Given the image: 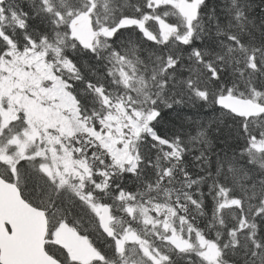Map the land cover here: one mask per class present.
<instances>
[{"label": "trees", "instance_id": "trees-1", "mask_svg": "<svg viewBox=\"0 0 264 264\" xmlns=\"http://www.w3.org/2000/svg\"><path fill=\"white\" fill-rule=\"evenodd\" d=\"M180 1L164 2L168 4L158 8L150 0H48L47 4L43 0H5L0 4V79L5 72L3 61L12 58V53L44 52L55 76L75 100L80 119L62 134L48 133L52 142L44 132L30 141L26 134L35 127L24 117L23 109L19 119L5 123L1 114L7 106L5 98L2 106L0 102V148L9 154L12 164L21 157L35 160L31 167L20 170L19 179L12 177L24 198L46 212L48 237L65 223L102 253L107 264L115 262L116 254L121 255L116 240L101 229L98 209L104 204L124 219L125 228L138 236L143 250L155 255L159 249L173 264H206L197 255L204 252L201 235L221 246L229 244L225 249L229 264H245L247 259L243 248L232 256L228 235L229 229L239 225L242 211L234 205L219 209L225 198L218 193L223 185L232 189L229 199L233 195L243 198L242 186L249 187V197L250 185L256 184V190L264 188L260 183L264 180V152L244 151L249 135L264 131V116H252L258 117L259 126L250 123L245 133L233 112L220 107L216 97L230 88L233 96L264 105V70L249 69L244 49L229 39L235 36L248 54L254 47L264 50V0H205L191 28L179 12ZM166 5H170L168 11L163 10ZM151 6L154 17L172 28L168 35L156 33L155 40L149 39L133 26L120 28L105 40L97 36L91 45L73 35V22L87 12L97 30L123 17L143 19ZM218 56L224 57V71L214 82L209 64L219 68ZM256 57L264 62L261 52ZM126 69L138 78L140 84L133 87L144 95L134 93L122 73ZM198 90L207 91V101L197 95ZM130 96L137 97L134 106L147 120L130 139L132 159L119 162L95 133L106 131L108 118ZM17 138L21 141L14 143ZM44 142L54 144L68 162L86 167L81 182L72 175L65 181L53 180L34 170L40 164L49 170L50 158L36 152L38 146L41 153L46 152ZM250 156L255 163H249ZM49 193L58 195L50 197ZM119 205L121 212L116 211ZM259 206L258 198L243 199V216L259 226L255 239L264 243V214L256 215ZM247 232L239 233L242 245ZM174 233L194 247L178 252L169 240ZM46 249L53 255L49 244ZM137 261L153 264L144 253Z\"/></svg>", "mask_w": 264, "mask_h": 264}, {"label": "rangeland", "instance_id": "rangeland-1", "mask_svg": "<svg viewBox=\"0 0 264 264\" xmlns=\"http://www.w3.org/2000/svg\"><path fill=\"white\" fill-rule=\"evenodd\" d=\"M82 24V28L74 27L73 35L78 37L85 45H89L90 42L94 41L95 35H93L85 23ZM11 56L13 60L10 57L3 61V72H5L0 79L1 106L3 105V100L5 98L7 99V106H4L6 108L2 107L1 109L5 123L19 119L21 117L20 110L23 109L25 112L24 117L31 119L35 127L33 132L26 134L28 139L33 141L35 137L41 136L42 132H44L43 136L50 142L52 140H49L48 133L58 135L62 134L61 131L76 126L80 119H77L79 118V113L75 105V100L66 89V84L55 76V72L46 59L45 53L31 49L27 54L17 55L12 53ZM121 63L123 64V62ZM122 64L121 66H123ZM122 73L124 74L125 80L128 79L130 82L134 93L136 95H144L141 89L133 87L135 83L140 84L138 78L134 74H131L129 69L123 70ZM134 98L136 99L137 97L130 96L127 99H123L117 106L116 112L108 118V123L105 125L106 131H96L97 133H95L97 138L103 141L119 162L132 159L129 153L130 139L132 134L138 133L141 130L139 125L142 122V125H145L147 120L145 114L135 108L133 103ZM50 127H56L57 130L48 131L47 128ZM55 131L60 132L56 134ZM19 140L17 138L13 142L19 143L21 141ZM120 143L121 145H119ZM44 144H48V142H44ZM24 148H21V150ZM63 151L66 152V150ZM36 152L43 157L50 158L49 162L52 165L48 164L49 170L47 171L53 180L59 178L61 181H65L71 175L81 179L83 173L87 171L86 167L81 164H74L71 161L68 162L69 160L63 154L59 153V150L54 144L51 146L48 144L47 150L44 153H41V147L38 146ZM116 211L121 212L120 205L116 208ZM113 218L116 231L122 234L118 239V245L127 252H130L131 255L140 254L141 240L134 232L129 230L125 231V221L119 215L113 213ZM57 232L61 238L74 240L78 245L77 248H79L77 252L84 251L91 256L95 254L91 246L79 238L76 232L69 227L62 226ZM169 240L178 248L187 246L185 243L186 240H183L176 233ZM201 243L202 247H204V252L209 257L215 256V248H212L210 244L204 243L202 240ZM144 251L148 254L147 249L144 248Z\"/></svg>", "mask_w": 264, "mask_h": 264}, {"label": "snow or ice", "instance_id": "snow-or-ice-1", "mask_svg": "<svg viewBox=\"0 0 264 264\" xmlns=\"http://www.w3.org/2000/svg\"><path fill=\"white\" fill-rule=\"evenodd\" d=\"M43 2L47 4L48 0H43ZM21 11L23 10L21 9ZM57 15H60V14L57 13ZM229 39L236 42L241 49H244L247 59L249 61L247 65L249 69L253 71H257V72L264 70V62L258 60L256 57L257 52H261V54L264 55V50L254 47L252 49L251 54H248V51L245 45L242 42L238 41L235 36H231L229 37ZM232 51L233 49L230 48L229 54ZM197 55H199V52H197ZM218 60L221 62V66L219 68L213 67L211 64H209V76H210V79L214 82L219 81L221 79V74L224 71V68H223L224 57L218 56ZM241 75H243V71H241ZM232 94H233L232 89L230 88L227 89L226 93H221L220 95L216 97V103L222 108L226 107L223 104V97L224 95L231 96ZM197 95L202 100L207 101L208 99V93L206 90H198ZM255 95L259 96L261 95V93L256 92ZM233 116L240 121L241 127L245 133L249 132L250 123L257 127L259 126L256 124V120L258 119V117L257 118L249 117L246 119L243 116H240L239 114L235 112H233ZM261 116H264V112L261 113ZM261 146H264V131H262L259 134V136L250 134L249 139H248V146L244 149V151L248 152L249 154L255 152L257 155H259L261 152H264V147H261ZM249 163H255V159L251 156L249 159ZM33 164H35V160L28 158V157H21V159L15 161V164L10 163V170L12 172V175L16 177L17 179H19L21 175L20 170L27 169L31 167V165ZM262 167H264V165H262ZM34 170L44 176L50 175L47 171L46 165L44 164L38 165ZM229 170H231V166ZM245 178L251 179V177H249L247 173H245ZM260 183L264 184V180H262ZM250 189H251V197H249V187L242 186L243 198L233 195L229 199V193L232 191V189L221 185L219 188L218 194L223 195L225 198V201L224 203H221L219 205V209H224L226 207L231 208L234 205L240 208L242 211V218L240 220L239 225L237 227H233L229 229V233H228L229 237L231 238L232 256H237L238 250L243 248L245 256L247 257V259H245V264H264V243L255 239V237L259 235V226L255 223L248 222L247 217L243 216V199L245 198H251V199L258 198L260 200L261 206L257 207L256 215L260 216L261 214H264V188L256 190V184H252L250 185ZM54 195H58V193H55V194L49 193L50 197ZM221 223H223V221H221ZM249 228L252 229L251 232H247V229ZM243 232H247V238H246V242L243 243L242 245L241 239L239 237V233H243ZM198 234H199V231H198ZM217 236H219V234H217ZM201 240L204 243L210 244L212 248L216 249V254L213 257H209L208 254L203 251L197 253V255H199L202 259L206 261V264H229V261L225 259L227 255V253L225 252V249L229 248V244L225 243L223 246H221L217 244L215 241L207 240V238L203 237L202 235H201ZM248 241H250V243ZM116 243L119 244V240H117ZM185 243L187 244V247L178 248V252H187L188 250L194 247V245H192L191 243H188L187 241ZM117 251L121 255L123 254L122 252H120L119 249H117ZM99 256H100L101 261L104 262V264H107V258L102 253H100ZM149 259L153 261V264H173L171 257L168 256L166 253L160 252L159 249L155 250V255L150 254Z\"/></svg>", "mask_w": 264, "mask_h": 264}, {"label": "water", "instance_id": "water-1", "mask_svg": "<svg viewBox=\"0 0 264 264\" xmlns=\"http://www.w3.org/2000/svg\"><path fill=\"white\" fill-rule=\"evenodd\" d=\"M5 0H0L3 3ZM194 6L198 7L204 0H193ZM193 4L182 5V13L191 22L196 11ZM192 7V8H190ZM138 25L144 29L142 22L131 18L123 19L119 27ZM223 107L240 116L252 117L264 112V105L254 102L251 99L237 96L223 97ZM3 192L0 190V220H7L11 223L15 240L9 250L10 264H60L59 261L51 257L45 251V237L47 234V218L43 210L37 209L23 200L14 185L4 183ZM112 222V212L110 205H105L100 209V225L104 233L112 236L114 230L110 227Z\"/></svg>", "mask_w": 264, "mask_h": 264}, {"label": "flooded vegetation", "instance_id": "flooded-vegetation-1", "mask_svg": "<svg viewBox=\"0 0 264 264\" xmlns=\"http://www.w3.org/2000/svg\"><path fill=\"white\" fill-rule=\"evenodd\" d=\"M150 2L154 5L153 8H158L164 4H168V3H164V2H172V0H150ZM193 3H194L193 0L190 2H188L186 0H181L178 3V7L179 6L181 7L182 5L193 4ZM151 8H152V6L150 7L149 11L147 12L149 14L146 15L144 13L143 19L139 18L136 15H134L133 17L128 16L126 18H133L135 20H143L145 30H148L149 32H151V35L148 37L149 39L155 38L156 33L168 35L172 28L169 25H167L166 22H163V21L161 22V19L155 18L154 15L150 12ZM169 8H170V5H166L163 10L168 11ZM190 8H192V7H190ZM193 9L196 11V16H197V7H195L194 4H193L192 10ZM108 16H109L108 14L105 15V17H108ZM123 18H125V17H123ZM86 19L88 21V23H86V25L88 26V28H90L93 35L96 36L95 30L93 28L92 17H91L89 12L86 13ZM120 20L117 21L116 23H114L113 25L107 27L108 32L105 35H102L100 37L103 40H105V38L112 37L117 32V30H115V29H119L118 25L120 23ZM186 21H187L186 23H188L187 19H186ZM77 25H81V24L78 23ZM188 27H190V23L188 24ZM113 29H114V31H113ZM97 33H99V32H97ZM110 33H111V35H110ZM2 153H3V150L0 149V155ZM8 173H10V174H8ZM11 173L12 172L10 170L9 154L7 152H5L4 156L0 157V179L7 182V183L16 184L13 181V177H12ZM9 175L12 177V179H10ZM16 185H18V184H16ZM18 189L20 191L21 196L23 197L24 196L23 191L21 190L20 187H18ZM0 190L2 191L1 186H0ZM4 225H5V230L0 228V264H10L9 253H6L4 251V249H5V247H7L9 250L10 246L13 244V241L15 240V235H13L14 234L13 229L9 223L5 222ZM49 238H50L49 239L50 249L53 253V256L59 260L60 264H96L97 261L102 262L101 259L99 260V258H96V253L91 256V255L85 253L84 251L83 252H77L79 250V248H77V246H78L77 243L74 240L61 238L60 235H58L57 231L55 232V234H52ZM113 264H134V262L132 260L122 258V255L118 257V254H116V260Z\"/></svg>", "mask_w": 264, "mask_h": 264}, {"label": "bare ground", "instance_id": "bare-ground-1", "mask_svg": "<svg viewBox=\"0 0 264 264\" xmlns=\"http://www.w3.org/2000/svg\"><path fill=\"white\" fill-rule=\"evenodd\" d=\"M12 174V173H11ZM3 192V190L1 191V193Z\"/></svg>", "mask_w": 264, "mask_h": 264}]
</instances>
